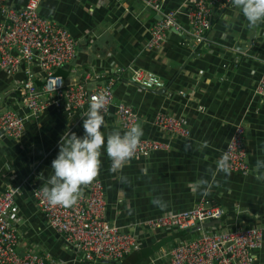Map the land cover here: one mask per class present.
Here are the masks:
<instances>
[{
    "label": "crops",
    "instance_id": "obj_1",
    "mask_svg": "<svg viewBox=\"0 0 264 264\" xmlns=\"http://www.w3.org/2000/svg\"><path fill=\"white\" fill-rule=\"evenodd\" d=\"M5 1L15 9L27 2ZM165 1V11L176 13L186 25L185 0ZM40 13L68 29L77 40L75 61L57 70L66 85L84 81L92 91L116 77L121 68L142 69L161 77L169 87L165 94L135 85L126 75L116 82L115 96L117 103L138 113L141 139L162 140L170 150L131 161L112 173L111 160L101 149L96 179L106 186V220L135 235L139 248L118 262L88 261L49 227L32 198L33 191L52 174L61 136L66 132L84 135V113L72 110L64 101L50 100L38 118L27 122L21 139L0 132V193L19 190V211L10 219L20 235L19 254L50 256L58 264H167L170 252L196 239L201 230H151L145 223L190 210L202 199L208 206L226 211L219 230L260 227L264 233V179H257L264 176V167H257V161L264 162V98L256 94L264 72V22L250 27L232 4L226 10L217 7L207 44L195 49L191 39L171 32L160 48L150 49L151 30L158 17L137 0H43ZM3 25L0 13V28ZM255 30L257 40L246 53L239 52L238 46L246 47ZM27 72L41 88L45 73L37 60L26 61L15 74L0 68V116L9 111L29 114L22 91ZM88 75L92 78L85 81ZM159 113L183 118L190 137L160 131L154 124ZM104 119L101 131L105 139L115 131L126 132L114 110ZM240 124L246 129L251 170L247 175L216 172L217 161ZM90 183L81 187L80 195L87 194ZM202 190L207 195H201ZM253 259L254 264H264V242Z\"/></svg>",
    "mask_w": 264,
    "mask_h": 264
},
{
    "label": "built area",
    "instance_id": "obj_2",
    "mask_svg": "<svg viewBox=\"0 0 264 264\" xmlns=\"http://www.w3.org/2000/svg\"><path fill=\"white\" fill-rule=\"evenodd\" d=\"M137 1L158 17L151 30L150 49L160 48L171 32L191 39L195 49L207 44L213 10L217 7L226 10L231 6V0H185L187 24L183 25L176 13L165 11V0ZM42 3L43 0H27L23 8L15 9L5 0H0V13L4 21L0 28V68L15 74L26 61L37 60L45 73L44 84L38 88L34 76L27 72L28 78L22 83V91L24 106L29 114L22 116L15 111L2 114L0 132L7 138L21 139L27 122L38 118L50 105V100L64 101L72 110L85 113L93 97L103 99V115H109L114 110L125 131L137 125L138 113L129 105L116 102V82L129 75L133 84L149 91L165 89L166 83L154 72L121 68L116 77L92 91L87 89L84 81L66 85L57 75V70L75 61L77 40L68 29L41 16ZM15 53L19 56L16 57ZM91 78L88 75L85 81ZM101 78L97 76V79ZM256 94L264 98V72ZM181 95L186 96L184 92ZM154 124L164 133L184 139L190 137L183 118L159 113ZM245 133L244 125L236 126L224 151L230 155L229 171L243 175L251 170ZM169 150L170 145L162 140L141 139L131 161ZM86 193L79 195L77 203L68 208L49 206L40 189L33 191L32 198L49 227L62 235L67 246L84 259L112 262L125 259L139 248L138 238L106 220L107 191L101 179L95 178ZM18 194L19 190L15 188L0 193V264H58L50 256L34 252L19 254L20 235L10 223L11 217L19 211L16 201ZM225 216L226 211L222 207L208 206L202 199L190 210L154 218L145 224L151 230L175 229L181 232L202 226V233L196 239L183 242L170 252L167 264H254L253 253L263 246V230L260 227L219 230V225L204 229L205 224L223 221Z\"/></svg>",
    "mask_w": 264,
    "mask_h": 264
},
{
    "label": "clouds",
    "instance_id": "obj_3",
    "mask_svg": "<svg viewBox=\"0 0 264 264\" xmlns=\"http://www.w3.org/2000/svg\"><path fill=\"white\" fill-rule=\"evenodd\" d=\"M231 4L242 12L250 27L264 22V0H231ZM103 108V99L93 97L82 116L84 135L66 132L61 136L59 153L52 161V174L40 188L49 206L68 208L77 203L81 187L92 182L100 171L102 148L111 160L112 173L122 170L133 158L143 136L142 128L134 125L123 134L115 131L105 139L101 131L105 124ZM257 167H264V162L257 161ZM229 169L230 155L226 151L217 161L215 171L227 175ZM201 195L207 192L202 190Z\"/></svg>",
    "mask_w": 264,
    "mask_h": 264
},
{
    "label": "water",
    "instance_id": "obj_4",
    "mask_svg": "<svg viewBox=\"0 0 264 264\" xmlns=\"http://www.w3.org/2000/svg\"><path fill=\"white\" fill-rule=\"evenodd\" d=\"M257 40V30H255L251 36V39L249 40L248 44L246 45V47L242 46V47H239L238 46V51L239 52H244L246 53L249 49V47H251L253 45V43ZM169 90V87H166L165 89H162L160 90L159 92L162 93V94H165L167 93ZM222 224V221H214V222H210V223H207L204 225V229H208V228H214L218 225H221ZM195 229H198L199 231L202 230V226H197ZM194 230V229H193Z\"/></svg>",
    "mask_w": 264,
    "mask_h": 264
},
{
    "label": "trees",
    "instance_id": "obj_5",
    "mask_svg": "<svg viewBox=\"0 0 264 264\" xmlns=\"http://www.w3.org/2000/svg\"><path fill=\"white\" fill-rule=\"evenodd\" d=\"M154 154H155V153H154ZM154 154H153V155H154ZM153 155H151V156H153ZM151 156H150V157H151ZM150 157H148V158H150ZM144 159H145V158H144ZM146 159H147V158H146ZM132 162H133V161H132ZM105 187H106V186H105Z\"/></svg>",
    "mask_w": 264,
    "mask_h": 264
}]
</instances>
